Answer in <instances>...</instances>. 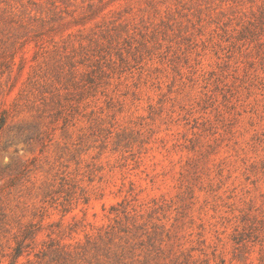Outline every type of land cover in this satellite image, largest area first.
I'll return each mask as SVG.
<instances>
[{
  "label": "rangeland",
  "instance_id": "obj_1",
  "mask_svg": "<svg viewBox=\"0 0 264 264\" xmlns=\"http://www.w3.org/2000/svg\"><path fill=\"white\" fill-rule=\"evenodd\" d=\"M0 264H264V0H0Z\"/></svg>",
  "mask_w": 264,
  "mask_h": 264
}]
</instances>
